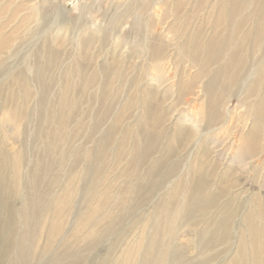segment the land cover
<instances>
[{"label": "rangeland", "instance_id": "rangeland-1", "mask_svg": "<svg viewBox=\"0 0 264 264\" xmlns=\"http://www.w3.org/2000/svg\"><path fill=\"white\" fill-rule=\"evenodd\" d=\"M99 1L0 0V264H264V0Z\"/></svg>", "mask_w": 264, "mask_h": 264}, {"label": "bare ground", "instance_id": "bare-ground-1", "mask_svg": "<svg viewBox=\"0 0 264 264\" xmlns=\"http://www.w3.org/2000/svg\"><path fill=\"white\" fill-rule=\"evenodd\" d=\"M58 1L59 0H55V2H58ZM96 2L99 3L100 1L99 0H96ZM157 5L158 6L159 5L166 6L167 3H165V1L162 0V1H159V2L155 3L153 6H157ZM79 6H80L81 10L82 9H87V6H85L83 4V2L79 3ZM34 8L39 13V7L36 6ZM92 10H93V8H90L89 9L90 14H92V12H93ZM61 14H62V16H68L69 15V12L67 11V8L65 6L62 8ZM147 14H148L149 17H152L151 10H148L147 11ZM37 16H38V14H37ZM56 21H58V19H56ZM55 25H56V22H55ZM57 28L59 29V32H62L63 31V28H61V22H59L57 24ZM155 35H156L155 32L154 33L153 32H149V29L147 28L146 40H147V42L149 44L147 45V47H148L147 51L148 52H147V54L145 56V60L147 61V64L148 63H151L149 65L155 66V67L160 66L163 69V65H164L163 62L165 60L170 62V60L172 59L171 58L172 55L171 56L168 55L166 58H163V56L165 55V53H164L163 49L160 47V45L155 43V41H157L156 38H155ZM159 36L162 37L163 36V33L159 34ZM84 37L85 36L83 34H78L77 37L74 39V42H75V46L78 48L79 56L81 57V60H85L86 61V58L87 57L85 56L86 54L84 53V47L86 46L85 45V38ZM49 38H50L49 41L48 40L45 41L43 43L42 47H41V50L43 49L42 52L44 53V55H43V57H44V60L43 61L44 62H41L40 61L41 64H37L38 66H41V69L43 71L49 70L55 64V62L59 59L60 50L65 46L64 43L62 42V38L63 37L60 34H52V36H50ZM63 41H65V40H63ZM88 56L90 57V55H88ZM235 56L236 55L233 56L232 60L235 59ZM239 62H240L239 60H238V62H236L237 64L235 66H233L234 68H232V71L235 70V69H237V67L239 68L241 66V65L240 66L238 65ZM81 67H83V64L81 65ZM234 72L235 73H233V75L229 76V80H231V81L236 78L237 73H238L236 70ZM224 109H225L224 116L227 115L228 118H229V120H230V122H231V120H232L231 119V115L232 114L230 113V110L227 108V106H224ZM149 110H150L149 111V114L153 118L154 124L155 125L158 124L159 120H157V118H158V115L159 114L157 112L156 105L152 101L149 102ZM217 115H218L217 114V110H215L213 112V118L215 120L218 117ZM192 121H193L192 119H189L187 122H192ZM199 123L200 122L198 121L197 124L199 125ZM223 127L224 126H222V128ZM199 128H200V126L197 127V129H199ZM245 130H246V127L243 130V132ZM196 134H197L196 135V137H197L198 134H199V131H197ZM240 141L241 142L244 141L243 135L241 136ZM248 142H249V145H253V144H254V146L256 145V140H252V138H250ZM231 147H232V145H231Z\"/></svg>", "mask_w": 264, "mask_h": 264}]
</instances>
